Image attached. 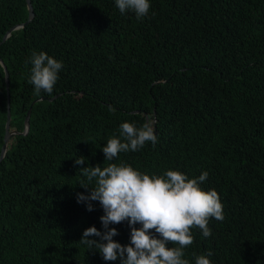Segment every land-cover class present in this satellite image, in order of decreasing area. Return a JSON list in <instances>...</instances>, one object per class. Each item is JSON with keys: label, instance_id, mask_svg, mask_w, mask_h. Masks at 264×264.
<instances>
[{"label": "trees", "instance_id": "1", "mask_svg": "<svg viewBox=\"0 0 264 264\" xmlns=\"http://www.w3.org/2000/svg\"><path fill=\"white\" fill-rule=\"evenodd\" d=\"M30 1L20 26L26 0H0V151L8 103L15 131L0 161V264H120L79 242L104 231L99 202L77 203L90 192L80 169L110 163L207 172L200 187L218 193L225 218H209L207 238L192 229L182 258L264 264V0H149L142 19L116 0ZM34 52L62 62L51 95L28 83ZM147 120L154 147L105 161L122 123ZM110 227L130 243L127 221Z\"/></svg>", "mask_w": 264, "mask_h": 264}, {"label": "clouds", "instance_id": "2", "mask_svg": "<svg viewBox=\"0 0 264 264\" xmlns=\"http://www.w3.org/2000/svg\"><path fill=\"white\" fill-rule=\"evenodd\" d=\"M116 6L121 14L131 11L137 19H142L148 15L150 3L149 0H116ZM29 62L32 67L28 83L34 86L35 94L43 91L51 95L62 62L44 52H34ZM146 142H151L153 147L157 143L151 120L139 128L124 122L120 125L119 138L109 139L102 148L105 161H112L121 152L139 151ZM84 162V157L75 160L77 165ZM80 171L86 182L79 185L90 192L88 195L77 193V203L93 211L92 202H99L104 213L100 217L104 231L89 227L79 242L89 250L98 251L105 261L119 258L120 264H189L182 257L184 249L193 243L191 230L198 228L207 238L211 236L209 218L221 222L225 218L218 193L200 187L208 177L207 172L192 179L175 170L150 176L115 163L106 167L89 166ZM124 221L131 229L128 245L114 241L113 237L119 233L116 227H110ZM137 224L141 227H135ZM170 243L178 246L168 247ZM211 255L209 251L207 255L196 256L195 264H210L207 257Z\"/></svg>", "mask_w": 264, "mask_h": 264}, {"label": "water", "instance_id": "3", "mask_svg": "<svg viewBox=\"0 0 264 264\" xmlns=\"http://www.w3.org/2000/svg\"><path fill=\"white\" fill-rule=\"evenodd\" d=\"M26 2H27V7H28V19H27V21L25 23L21 24L20 26H23L26 23H28L33 18V15H34L33 8H32V5H31V1L30 0H26ZM17 27H19V26H14L11 29H9L8 32H7V35L12 30L16 29ZM6 36L4 38H6ZM3 67H4V70H5L6 88L8 90V85H9L8 71H7V69H6V67L4 65H3ZM30 110L31 109L29 108L27 113H26V116H25V120H24L25 125H24L23 133H26L28 131V129H29ZM9 123H10V110H9V103H8L7 120H6L5 134H4V139H3L4 142H3V145L1 146L0 161L3 159V157H4L5 153H6L7 142L9 140L10 136L15 133V131L14 132L9 131Z\"/></svg>", "mask_w": 264, "mask_h": 264}]
</instances>
